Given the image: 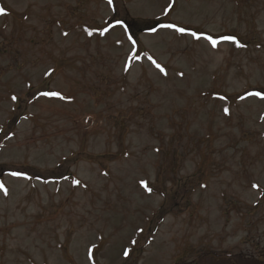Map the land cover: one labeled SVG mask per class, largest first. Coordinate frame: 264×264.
I'll list each match as a JSON object with an SVG mask.
<instances>
[{"label": "rangeland", "instance_id": "rangeland-1", "mask_svg": "<svg viewBox=\"0 0 264 264\" xmlns=\"http://www.w3.org/2000/svg\"><path fill=\"white\" fill-rule=\"evenodd\" d=\"M0 8V264H264V0Z\"/></svg>", "mask_w": 264, "mask_h": 264}, {"label": "snow or ice", "instance_id": "snow-or-ice-1", "mask_svg": "<svg viewBox=\"0 0 264 264\" xmlns=\"http://www.w3.org/2000/svg\"><path fill=\"white\" fill-rule=\"evenodd\" d=\"M4 12H5V10L3 8H0V14H4ZM168 27H173V28H175L176 31L181 32V33L185 32V29L182 28V27H176L175 25H168ZM191 35H193L194 37L200 38L199 36H197V34L195 32L191 33ZM204 38L209 40L213 44V46H215V44L217 43V41L215 39H213L212 37H210V36H206ZM226 39H232V38L231 37H226ZM153 63L156 64L157 68H160V70L163 71V69L161 68V66L158 63H156L155 61H153ZM46 95H48V94L46 93ZM51 95H57V94L56 93H51ZM0 187H2V185H0ZM145 187H147V186L145 185Z\"/></svg>", "mask_w": 264, "mask_h": 264}]
</instances>
